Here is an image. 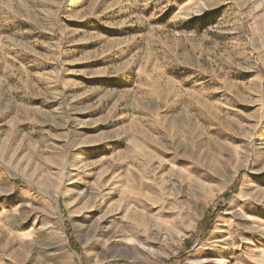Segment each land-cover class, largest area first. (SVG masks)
<instances>
[{
	"label": "rangeland",
	"instance_id": "rangeland-1",
	"mask_svg": "<svg viewBox=\"0 0 264 264\" xmlns=\"http://www.w3.org/2000/svg\"><path fill=\"white\" fill-rule=\"evenodd\" d=\"M0 264H264V0H0Z\"/></svg>",
	"mask_w": 264,
	"mask_h": 264
},
{
	"label": "bare ground",
	"instance_id": "bare-ground-1",
	"mask_svg": "<svg viewBox=\"0 0 264 264\" xmlns=\"http://www.w3.org/2000/svg\"><path fill=\"white\" fill-rule=\"evenodd\" d=\"M144 184V183H143ZM146 185V184H145ZM148 187H150V185L148 184Z\"/></svg>",
	"mask_w": 264,
	"mask_h": 264
}]
</instances>
